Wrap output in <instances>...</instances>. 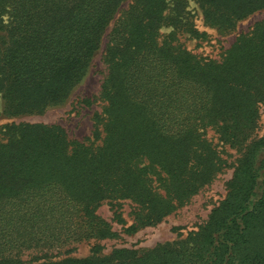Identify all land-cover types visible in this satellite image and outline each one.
<instances>
[{
	"label": "trees",
	"instance_id": "1",
	"mask_svg": "<svg viewBox=\"0 0 264 264\" xmlns=\"http://www.w3.org/2000/svg\"><path fill=\"white\" fill-rule=\"evenodd\" d=\"M0 0V100L9 118L63 104L102 41L105 75L88 138L58 125L0 128V264H264V19L219 59L178 43L203 38L186 0ZM222 35L264 11V0H192ZM111 26L109 33L107 30ZM168 29L167 34L162 30ZM239 155L225 197L185 238L147 250L116 238L103 203L134 206L127 233L187 205ZM91 244L84 258L48 255Z\"/></svg>",
	"mask_w": 264,
	"mask_h": 264
},
{
	"label": "rangeland",
	"instance_id": "2",
	"mask_svg": "<svg viewBox=\"0 0 264 264\" xmlns=\"http://www.w3.org/2000/svg\"><path fill=\"white\" fill-rule=\"evenodd\" d=\"M190 21L194 29L204 34L203 38L195 39L188 33L179 32L178 43L185 49L199 57L219 59L239 34L247 33L251 27L264 19V11L256 13L239 22L233 32L222 35L216 30L207 27L197 5L192 0H186ZM129 0L123 4L125 9ZM111 26L107 30L109 33ZM168 29L162 30L167 34ZM107 39L104 37L101 48L94 57L91 67L83 80L72 90L67 100L58 106L50 107L41 115L19 116L9 118L2 113V101L0 100V128L7 124L31 123L58 125L71 140L82 141L88 138L92 131V117L100 112L101 103L98 100L101 81L105 75V66L102 63V55ZM264 130V105L260 107V118L256 134L260 136ZM207 138L217 147L220 155L226 160L228 167L217 176L211 185L205 187L190 202L179 208L173 214L165 218L155 227L139 229L135 233H127L128 227L133 225L134 206L129 202H121L118 205L103 203L97 209V215L107 221L116 234V238L105 240L101 244L104 254L114 248H130L135 250H147L157 244L172 242L185 238L190 232L195 231L203 224L211 209L216 206L226 195V184L231 179L238 154L227 146H222L213 132H207ZM91 244L88 242L74 243L59 250H52L48 255L60 258H84L89 255Z\"/></svg>",
	"mask_w": 264,
	"mask_h": 264
}]
</instances>
